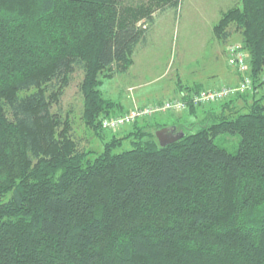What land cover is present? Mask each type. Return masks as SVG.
I'll return each instance as SVG.
<instances>
[{
  "label": "trees",
  "instance_id": "16d2710c",
  "mask_svg": "<svg viewBox=\"0 0 264 264\" xmlns=\"http://www.w3.org/2000/svg\"><path fill=\"white\" fill-rule=\"evenodd\" d=\"M181 2L0 0V264H264L263 97L245 111L232 108L251 91L209 103L229 115L178 125L184 136L165 147L156 131L168 125L146 117L93 158L53 110L82 71V119L102 136L100 117L123 109L104 77L127 72L156 12ZM215 31L224 45L240 35L255 93L264 0H241ZM194 83L190 113L209 90ZM224 133L240 135L237 152L217 144Z\"/></svg>",
  "mask_w": 264,
  "mask_h": 264
},
{
  "label": "rangeland",
  "instance_id": "374dc122",
  "mask_svg": "<svg viewBox=\"0 0 264 264\" xmlns=\"http://www.w3.org/2000/svg\"><path fill=\"white\" fill-rule=\"evenodd\" d=\"M240 4L241 0H182L177 9L157 11L156 21L148 25L147 37L136 48L133 64L128 71L113 72L104 77L102 90L105 96L121 103L123 107L122 110L111 113V116L126 113L138 106L173 99V96H169L173 90L179 91L176 98L181 99L195 90L194 82H201L204 85L201 88L209 90L223 85H236L240 76L229 65L226 47L229 43H239L241 37L238 33L234 34L229 43L224 45L215 31V26L229 9ZM83 77L82 71L72 75L60 103L53 110L73 121L76 136L81 138L83 146L93 151L90 155L93 158L94 154L103 150L105 141L113 136L124 137L133 130L134 125L124 126L117 131L103 129L100 137L90 130L82 119ZM215 83L216 85H212ZM257 84L255 93L252 89L247 99L235 100L233 110L245 111L246 104H250L254 96L264 98V68ZM153 99H156L155 102ZM189 111L162 112L156 114V120L168 126L183 125L188 131H194L201 124H205L209 113H230L229 109L213 104H203L195 113ZM154 128L151 126L148 130L153 131ZM216 142L235 153L239 148L240 135L224 133L216 138ZM130 145V139H125L122 149L130 148Z\"/></svg>",
  "mask_w": 264,
  "mask_h": 264
},
{
  "label": "built area",
  "instance_id": "2783aa9c",
  "mask_svg": "<svg viewBox=\"0 0 264 264\" xmlns=\"http://www.w3.org/2000/svg\"><path fill=\"white\" fill-rule=\"evenodd\" d=\"M226 54L228 56L229 65L234 68L240 76L239 82L236 85H223L218 89L203 90L193 94L192 102L194 105L198 106L224 101L253 89V79L250 75L248 54L241 43L229 44L226 47ZM187 108L188 103L182 98L167 99L162 103L135 107L120 115L102 116L100 124L105 130L117 131L124 126L134 124L146 117L168 111H184Z\"/></svg>",
  "mask_w": 264,
  "mask_h": 264
},
{
  "label": "water",
  "instance_id": "95a60500",
  "mask_svg": "<svg viewBox=\"0 0 264 264\" xmlns=\"http://www.w3.org/2000/svg\"><path fill=\"white\" fill-rule=\"evenodd\" d=\"M156 136L162 147L174 143L184 136V132L177 131L176 126H165L156 131Z\"/></svg>",
  "mask_w": 264,
  "mask_h": 264
},
{
  "label": "crops",
  "instance_id": "0c3cea01",
  "mask_svg": "<svg viewBox=\"0 0 264 264\" xmlns=\"http://www.w3.org/2000/svg\"><path fill=\"white\" fill-rule=\"evenodd\" d=\"M215 84H216V83H215ZM215 84H212V85H215ZM177 92H179V91H176V92H175V90H173V92H171L172 95H169V96H170V97L173 96L174 98H176V97L179 96V95L177 96ZM175 93H176V94H175ZM169 96H166V97H169ZM166 97H164V99H165ZM173 97H172V98H173ZM157 99H158V98H157ZM154 100H156V99H153L152 101H154ZM165 100H167V99H165ZM165 100H164V101H165ZM154 102H155V101H154ZM155 103H157V102H155ZM132 104H133V103H132ZM149 104H150V103H149ZM131 107H133V105H132Z\"/></svg>",
  "mask_w": 264,
  "mask_h": 264
}]
</instances>
